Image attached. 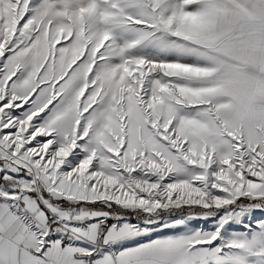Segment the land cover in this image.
Returning a JSON list of instances; mask_svg holds the SVG:
<instances>
[{
    "label": "snow or ice",
    "instance_id": "obj_1",
    "mask_svg": "<svg viewBox=\"0 0 264 264\" xmlns=\"http://www.w3.org/2000/svg\"><path fill=\"white\" fill-rule=\"evenodd\" d=\"M0 264H264V0H0Z\"/></svg>",
    "mask_w": 264,
    "mask_h": 264
}]
</instances>
